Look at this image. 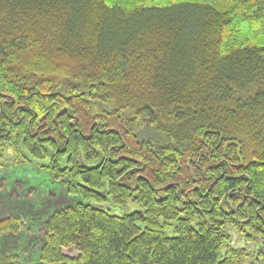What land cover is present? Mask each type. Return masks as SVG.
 <instances>
[{
    "label": "trees",
    "instance_id": "trees-1",
    "mask_svg": "<svg viewBox=\"0 0 264 264\" xmlns=\"http://www.w3.org/2000/svg\"><path fill=\"white\" fill-rule=\"evenodd\" d=\"M9 154L75 199L39 264H241L229 228L264 254V0H0Z\"/></svg>",
    "mask_w": 264,
    "mask_h": 264
},
{
    "label": "rangeland",
    "instance_id": "rangeland-1",
    "mask_svg": "<svg viewBox=\"0 0 264 264\" xmlns=\"http://www.w3.org/2000/svg\"><path fill=\"white\" fill-rule=\"evenodd\" d=\"M74 202L75 199L68 195L67 187L62 183L54 182L38 168L16 164L9 154L0 170V218H18L23 229L27 230L0 239V255L3 260L39 264L40 248L43 246L42 225L53 212ZM127 208L128 212L136 207L130 203ZM112 212L120 214L118 209ZM227 232L231 248L244 250L247 254L241 264H264L260 240L247 241L243 233L232 228ZM64 254L75 257L77 252L69 248L64 250Z\"/></svg>",
    "mask_w": 264,
    "mask_h": 264
}]
</instances>
